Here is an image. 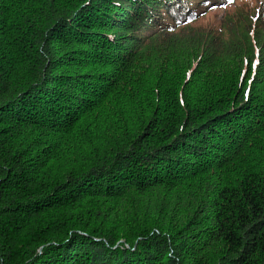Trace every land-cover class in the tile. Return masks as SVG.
<instances>
[{
  "label": "trees",
  "instance_id": "obj_1",
  "mask_svg": "<svg viewBox=\"0 0 264 264\" xmlns=\"http://www.w3.org/2000/svg\"><path fill=\"white\" fill-rule=\"evenodd\" d=\"M0 264H264V0H0Z\"/></svg>",
  "mask_w": 264,
  "mask_h": 264
}]
</instances>
